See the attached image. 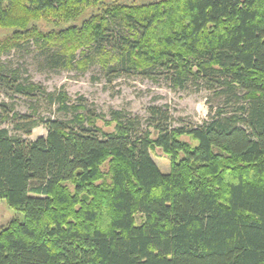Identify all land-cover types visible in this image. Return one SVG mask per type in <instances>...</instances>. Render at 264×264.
Segmentation results:
<instances>
[{
    "label": "trees",
    "instance_id": "1",
    "mask_svg": "<svg viewBox=\"0 0 264 264\" xmlns=\"http://www.w3.org/2000/svg\"><path fill=\"white\" fill-rule=\"evenodd\" d=\"M46 15L62 26L34 28ZM0 29L12 31L0 57L35 41L58 50L43 55L53 68L96 63L108 82L192 85L218 101L201 124L157 106L145 120L97 114L0 67V200L23 215L0 229V264H264V0H0ZM81 48L95 54L76 61ZM12 95L48 98L65 117L19 114ZM37 127L46 136L32 141Z\"/></svg>",
    "mask_w": 264,
    "mask_h": 264
},
{
    "label": "rangeland",
    "instance_id": "2",
    "mask_svg": "<svg viewBox=\"0 0 264 264\" xmlns=\"http://www.w3.org/2000/svg\"><path fill=\"white\" fill-rule=\"evenodd\" d=\"M106 3H126L130 5H143L147 3L164 0H104ZM97 7L88 8L74 19L73 22H66L65 25H80L82 20L90 18L95 14ZM47 16V15H46ZM71 21V20H70ZM59 25V20L52 17L40 18L33 27L41 32L52 31ZM10 29H0V45L11 41ZM48 50V49H47ZM42 50L35 41L22 43L20 47L13 49L10 53L1 55L0 67L11 70L19 77V82L33 83L39 86L47 95H53L54 99L61 93L68 96L71 105L86 106L97 114H108L111 110L124 111L132 116H138L143 120L147 117V110L150 107H165L171 113L175 125L201 124L209 117V108H216L218 101L211 99V94L196 86H188L184 91L171 90L162 80H147L133 76L120 78L108 82V78L98 64L89 65L87 70L53 68L43 60L44 54L57 52L58 50ZM83 48L76 52V61H82L85 56L95 53L93 49ZM85 53V56H84ZM45 94V95H46ZM3 99V98H2ZM5 99V98H4ZM84 101V102H82ZM12 105L14 111L19 114H26L33 119L38 118H64L59 112L57 104H51L48 98L40 96L38 99H28L19 95H12L7 100ZM97 126L106 133L114 131L115 125L105 126L103 122H98ZM12 130V128H9ZM46 131L42 127H37L32 131L30 140L34 141L39 137H45ZM157 134L152 132V139H156ZM181 140L190 142L187 137ZM151 157L162 174L170 171L171 160L161 149L154 148ZM105 174L103 181L98 184L108 185L110 183V166L106 163L102 167ZM72 191V188H70ZM14 219L21 221L23 215L9 208L5 201L0 200V229L7 227ZM137 224L142 219L136 216Z\"/></svg>",
    "mask_w": 264,
    "mask_h": 264
}]
</instances>
